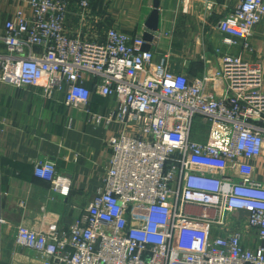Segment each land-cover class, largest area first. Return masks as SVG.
Instances as JSON below:
<instances>
[{"label": "built area", "instance_id": "obj_1", "mask_svg": "<svg viewBox=\"0 0 264 264\" xmlns=\"http://www.w3.org/2000/svg\"><path fill=\"white\" fill-rule=\"evenodd\" d=\"M19 1L30 13L20 6L0 28V83L123 129L105 139L108 164L83 213L65 229L20 224L16 244L43 264H264V63L230 51L241 41L253 51L264 0H240L218 22L220 66L193 78L143 50L142 35L84 34L88 0ZM95 94L113 105L93 111ZM35 174L69 193L53 161Z\"/></svg>", "mask_w": 264, "mask_h": 264}, {"label": "crops", "instance_id": "obj_2", "mask_svg": "<svg viewBox=\"0 0 264 264\" xmlns=\"http://www.w3.org/2000/svg\"><path fill=\"white\" fill-rule=\"evenodd\" d=\"M80 1L70 0L73 8ZM88 1L90 17L84 21L83 32L96 37L112 27L143 36L155 0ZM239 1L160 0L159 29L150 49L157 57L168 54L171 68L190 78L219 67L217 49L224 36L216 26ZM20 6L30 13L26 3L0 0V28ZM71 25L73 30L79 27L77 19ZM250 42L253 51L245 50L242 41L230 51L264 63V20L254 27ZM112 105L110 98L95 94L90 108L105 112ZM122 129L119 124L110 129L95 126L85 112L44 97L42 89L20 90L0 83V264L44 263L46 256L16 244L18 226L52 224L65 229L81 215L102 184L110 155L105 139ZM38 160L56 164L59 175L71 182L68 194L55 191L50 181L36 176ZM255 177L264 180V166L258 167ZM250 234L255 236L253 231Z\"/></svg>", "mask_w": 264, "mask_h": 264}, {"label": "water", "instance_id": "obj_3", "mask_svg": "<svg viewBox=\"0 0 264 264\" xmlns=\"http://www.w3.org/2000/svg\"><path fill=\"white\" fill-rule=\"evenodd\" d=\"M160 0L154 1V7L149 17L146 21L147 30L144 32L143 38L145 43L143 45V50H149L151 48V42L154 39V33L159 29L160 22Z\"/></svg>", "mask_w": 264, "mask_h": 264}, {"label": "rangeland", "instance_id": "obj_4", "mask_svg": "<svg viewBox=\"0 0 264 264\" xmlns=\"http://www.w3.org/2000/svg\"><path fill=\"white\" fill-rule=\"evenodd\" d=\"M18 95H19V93H15V97L18 96ZM195 128H198V120H196Z\"/></svg>", "mask_w": 264, "mask_h": 264}]
</instances>
